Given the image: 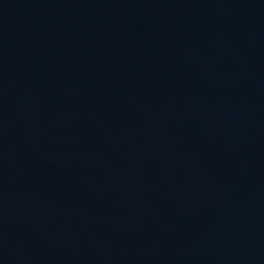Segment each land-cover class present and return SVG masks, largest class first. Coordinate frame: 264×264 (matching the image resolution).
Returning <instances> with one entry per match:
<instances>
[{"label":"water","instance_id":"water-1","mask_svg":"<svg viewBox=\"0 0 264 264\" xmlns=\"http://www.w3.org/2000/svg\"><path fill=\"white\" fill-rule=\"evenodd\" d=\"M0 264H264V0H0Z\"/></svg>","mask_w":264,"mask_h":264}]
</instances>
